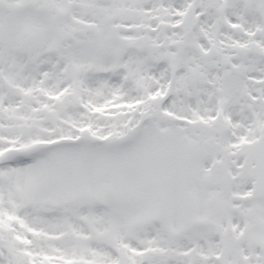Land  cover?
<instances>
[{"label":"snow or ice","instance_id":"obj_1","mask_svg":"<svg viewBox=\"0 0 264 264\" xmlns=\"http://www.w3.org/2000/svg\"><path fill=\"white\" fill-rule=\"evenodd\" d=\"M0 264H264V0H0Z\"/></svg>","mask_w":264,"mask_h":264}]
</instances>
